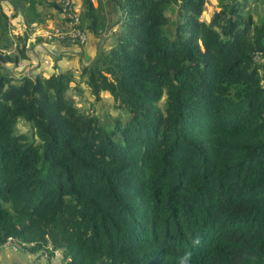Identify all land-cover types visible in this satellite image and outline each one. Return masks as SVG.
<instances>
[{
    "label": "trees",
    "instance_id": "16d2710c",
    "mask_svg": "<svg viewBox=\"0 0 264 264\" xmlns=\"http://www.w3.org/2000/svg\"><path fill=\"white\" fill-rule=\"evenodd\" d=\"M7 2L27 27L58 16ZM110 2L113 31L84 0L82 28L110 43L78 71L93 101L109 95V126L67 93L69 69L0 72V245L64 264H264V19L247 0L208 20L206 0ZM8 25L0 5V71L27 58L25 34L7 52Z\"/></svg>",
    "mask_w": 264,
    "mask_h": 264
},
{
    "label": "crops",
    "instance_id": "0c3cea01",
    "mask_svg": "<svg viewBox=\"0 0 264 264\" xmlns=\"http://www.w3.org/2000/svg\"><path fill=\"white\" fill-rule=\"evenodd\" d=\"M89 1L91 2L92 7H96L97 0ZM100 2L105 16V23L108 25L106 30L113 31L117 28L116 21L118 20L120 10L110 2V0H100ZM73 5L81 16L84 0H73ZM10 9V16L3 11L9 18V25L11 23V25L13 24L15 26V28L10 29L8 25V37L12 43L7 48V52L13 51V35H26L27 58L21 60L15 66L10 63L3 64L2 72L12 75L15 78L28 73L42 72L44 75H48L55 71L69 69L73 72V81H75V73L79 79V69L89 64L98 55L101 49H105L110 43V40L106 37V32H101L95 36L87 29V38L82 44L67 40H48L41 36V31L58 22V16L54 11V18L50 17L45 19L43 24L31 23L27 27L23 25L22 17L19 14L13 15L12 7ZM37 9L45 10L41 5H37ZM46 10L48 11V8H46ZM83 21L84 20L81 19V22ZM11 46L12 49H10ZM0 264H43V261H41L39 257L36 258L32 253L25 250H20L11 245L3 244L0 245Z\"/></svg>",
    "mask_w": 264,
    "mask_h": 264
},
{
    "label": "rangeland",
    "instance_id": "374dc122",
    "mask_svg": "<svg viewBox=\"0 0 264 264\" xmlns=\"http://www.w3.org/2000/svg\"><path fill=\"white\" fill-rule=\"evenodd\" d=\"M0 5L2 7V10L5 11L9 16L11 14L10 12V4H8L7 0H0ZM220 5V0H206V3L203 7V11L201 13V18L204 20H208L210 15L213 11L217 10ZM247 5L249 6L254 21L258 22L259 20L264 19V0L263 1H255L251 3V0H247ZM166 15L168 16L167 24H166V35L167 37L172 36V30L175 25V21L177 20V14H176V8L174 5H171L166 10ZM61 23L58 19V22L55 23L53 26H60ZM9 28H15V26L11 23L9 25ZM65 41V40H63ZM12 49V46L11 48ZM3 73L2 71H0ZM75 81L71 82V87H69L67 93L70 94L76 105L79 107L80 110L87 111L94 113L97 115L98 121L101 123L102 126H109L110 122L112 120V117L118 115L117 111L113 109L109 95L105 92L101 93V98L99 101L95 102L93 101V98L87 91V87L84 84V77L78 79V76L75 73ZM25 130L29 131L31 129V126L29 123L22 122L20 119L16 126L14 127V130ZM33 132V130H32ZM30 137H32V134H29ZM17 249L23 250V248L15 247ZM34 257H39L41 261H43V264H64V260L62 259V255L60 251L55 250L51 251L49 248L47 249H41L38 253H33Z\"/></svg>",
    "mask_w": 264,
    "mask_h": 264
},
{
    "label": "built area",
    "instance_id": "2783aa9c",
    "mask_svg": "<svg viewBox=\"0 0 264 264\" xmlns=\"http://www.w3.org/2000/svg\"><path fill=\"white\" fill-rule=\"evenodd\" d=\"M58 5V18L61 23L60 26H50L41 31V36L48 40H67L82 44L85 42L87 35L86 31L81 26L80 15L74 8L73 0H54ZM5 245L19 247L18 242L7 237Z\"/></svg>",
    "mask_w": 264,
    "mask_h": 264
},
{
    "label": "clouds",
    "instance_id": "9594fccd",
    "mask_svg": "<svg viewBox=\"0 0 264 264\" xmlns=\"http://www.w3.org/2000/svg\"><path fill=\"white\" fill-rule=\"evenodd\" d=\"M187 259H188V257H187V255H186L184 258H182V260H181V264H186Z\"/></svg>",
    "mask_w": 264,
    "mask_h": 264
}]
</instances>
